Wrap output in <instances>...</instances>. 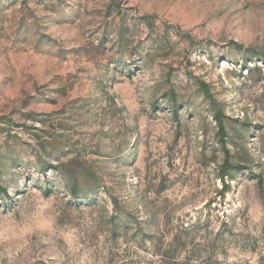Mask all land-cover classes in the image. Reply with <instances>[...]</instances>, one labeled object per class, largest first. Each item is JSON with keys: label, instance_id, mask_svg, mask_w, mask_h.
Instances as JSON below:
<instances>
[{"label": "rangeland", "instance_id": "obj_1", "mask_svg": "<svg viewBox=\"0 0 264 264\" xmlns=\"http://www.w3.org/2000/svg\"><path fill=\"white\" fill-rule=\"evenodd\" d=\"M255 54L264 0H0V264H264Z\"/></svg>", "mask_w": 264, "mask_h": 264}, {"label": "trees", "instance_id": "obj_2", "mask_svg": "<svg viewBox=\"0 0 264 264\" xmlns=\"http://www.w3.org/2000/svg\"><path fill=\"white\" fill-rule=\"evenodd\" d=\"M252 57L259 58V60H264V55L255 54ZM171 102L177 103L176 100L171 99ZM211 116L217 124L218 133L222 140L226 137V125L225 116L219 108H212ZM261 182V180H259ZM0 192L5 194V190L0 188Z\"/></svg>", "mask_w": 264, "mask_h": 264}]
</instances>
